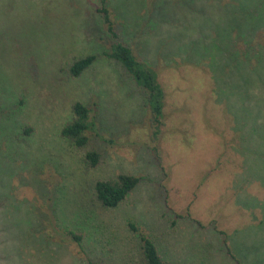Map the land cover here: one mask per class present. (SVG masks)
<instances>
[{
  "label": "rangeland",
  "instance_id": "rangeland-1",
  "mask_svg": "<svg viewBox=\"0 0 264 264\" xmlns=\"http://www.w3.org/2000/svg\"><path fill=\"white\" fill-rule=\"evenodd\" d=\"M106 5L164 88L159 134L104 55L116 39L100 0H0V264H139L130 224L173 264H264V0ZM77 101L99 133L84 149L61 134ZM120 173L142 181L103 208L96 183Z\"/></svg>",
  "mask_w": 264,
  "mask_h": 264
},
{
  "label": "trees",
  "instance_id": "trees-1",
  "mask_svg": "<svg viewBox=\"0 0 264 264\" xmlns=\"http://www.w3.org/2000/svg\"><path fill=\"white\" fill-rule=\"evenodd\" d=\"M100 1L101 7L98 11L103 15L108 31L116 39L110 46V49L104 52V55L124 66L129 75L143 89L146 94L147 105L151 112L152 126L157 128L156 134H159L164 124V88L159 81L157 73L149 65L141 61L130 46L119 41L114 21L106 5L107 0ZM97 58L98 56L96 54L78 58L70 65L68 70L71 75L75 77L80 76L95 63ZM72 111L73 118L65 124L61 134L77 148H88L92 143L93 134L99 136L92 110L83 102L77 101L74 103ZM26 132H30V130L27 129ZM101 156V153L93 148L86 152L83 160L87 167L95 168L99 166ZM141 181L142 177L129 173H120L116 177L99 180L95 186L96 198L103 208H116L138 187ZM130 227L140 236L141 263L139 264H173L161 256L157 245L148 235L135 224H130ZM68 233L77 242H81L82 235L74 231H69ZM229 253L231 254L230 249ZM90 264L95 263L91 262Z\"/></svg>",
  "mask_w": 264,
  "mask_h": 264
}]
</instances>
